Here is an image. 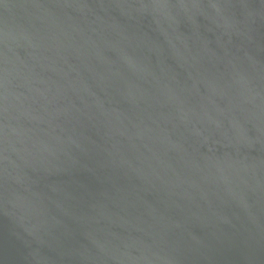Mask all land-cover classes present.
<instances>
[{"label": "water", "instance_id": "obj_1", "mask_svg": "<svg viewBox=\"0 0 264 264\" xmlns=\"http://www.w3.org/2000/svg\"><path fill=\"white\" fill-rule=\"evenodd\" d=\"M0 264H264V0H0Z\"/></svg>", "mask_w": 264, "mask_h": 264}]
</instances>
